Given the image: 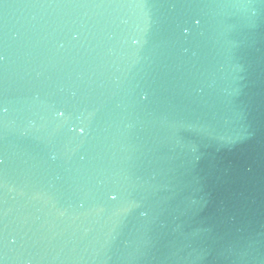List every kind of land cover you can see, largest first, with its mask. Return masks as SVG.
<instances>
[{"label":"water","instance_id":"95a60500","mask_svg":"<svg viewBox=\"0 0 264 264\" xmlns=\"http://www.w3.org/2000/svg\"><path fill=\"white\" fill-rule=\"evenodd\" d=\"M0 264H264V0H0Z\"/></svg>","mask_w":264,"mask_h":264}]
</instances>
